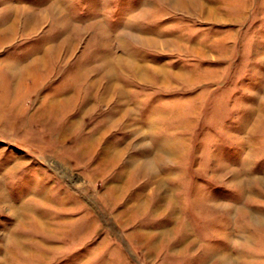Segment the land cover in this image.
I'll return each mask as SVG.
<instances>
[{"label": "rangeland", "instance_id": "obj_1", "mask_svg": "<svg viewBox=\"0 0 264 264\" xmlns=\"http://www.w3.org/2000/svg\"><path fill=\"white\" fill-rule=\"evenodd\" d=\"M0 191V264H264V0H0Z\"/></svg>", "mask_w": 264, "mask_h": 264}, {"label": "bare ground", "instance_id": "obj_2", "mask_svg": "<svg viewBox=\"0 0 264 264\" xmlns=\"http://www.w3.org/2000/svg\"><path fill=\"white\" fill-rule=\"evenodd\" d=\"M180 1V3H183V1L184 0H179ZM184 5H185V2H184ZM29 17V16H28ZM27 17V19L26 20H29V18ZM31 18V17H30ZM14 21V20H13ZM12 25H14V24H12ZM12 25H10L8 28H6L7 29V31H11V27H13ZM11 67H13V65L11 64L10 65ZM19 66V65H18ZM29 65L28 64H25V65H23L22 66V64H21V67L19 68L20 70L22 69V73L23 72H25V71H27L28 73H29V70L31 69L30 67H28ZM30 74V73H29ZM105 74L106 75H109V73L107 72V71H105ZM106 77V76H105ZM108 78V77H107ZM108 86V85H107ZM106 86V87H107ZM107 91V90H106ZM109 91H107L106 93H108ZM53 101H56V100H58V99H52ZM103 100H105L104 99V97H103ZM77 122V120L76 119H73L72 120V122L69 124V125H67V127H69L70 128V125H73L74 123H76ZM87 140V139H86ZM91 140H93V139H91ZM91 143H92V141H91ZM12 166V165H11ZM62 172V171H61ZM2 191H0V199H2L3 198V196H1L2 195V193H1ZM10 208V207H9ZM34 213V212H33ZM42 218V217H41ZM40 220H42V219H40ZM165 230V229H164ZM163 231V230H162ZM164 232H166V231H164ZM233 259V258H232ZM228 264V263H227Z\"/></svg>", "mask_w": 264, "mask_h": 264}, {"label": "crops", "instance_id": "obj_3", "mask_svg": "<svg viewBox=\"0 0 264 264\" xmlns=\"http://www.w3.org/2000/svg\"><path fill=\"white\" fill-rule=\"evenodd\" d=\"M27 19V18H26ZM25 19V21H23V26L26 28L25 30L26 31H30L31 30V28H29L30 26H32L33 24H31V22H32V19L31 18H29V20H26ZM14 23V25H12L13 27H11L12 29H11V31H13L14 30V28L16 27V23H17V19H15L14 18V21H13ZM25 65V64H24ZM51 101H52V99H51Z\"/></svg>", "mask_w": 264, "mask_h": 264}]
</instances>
